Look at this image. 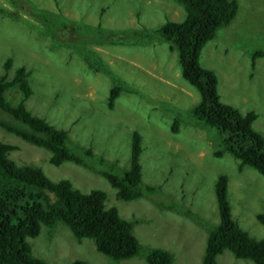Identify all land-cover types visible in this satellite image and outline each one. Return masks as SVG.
<instances>
[{
    "label": "rangeland",
    "instance_id": "1",
    "mask_svg": "<svg viewBox=\"0 0 264 264\" xmlns=\"http://www.w3.org/2000/svg\"><path fill=\"white\" fill-rule=\"evenodd\" d=\"M237 2L236 16L203 47L200 63L215 72L220 100L243 114L255 111L252 126L264 135V0ZM30 4L73 20L76 28L39 22L30 14ZM182 17V8L172 0H18L16 5L0 0V75L7 57L13 59L9 75L20 65L31 70L34 92L25 102L27 108L66 129L75 150L91 147L93 167L115 173L129 167L131 133L139 131L142 183L157 187L139 199L118 200L99 173L71 162L54 166L48 151L0 128V141L17 146L9 154L17 163L39 166L52 180L69 179L82 192L101 189L106 207H116L125 219H137L133 233L141 249L119 261L96 251L91 239H75L61 222L51 230L43 227L28 241L32 253L49 264H72L74 259L147 264L146 251L154 247L170 251L171 264H200L208 229L218 222L214 182L219 174L228 177L232 217L251 236L264 239V224L256 219L264 211V176L249 166L240 167L227 152L215 154L221 135L191 117L189 110L199 97L181 78L176 52L160 38L146 39L140 35L143 31H130ZM85 24L100 26L104 36L80 32L87 29ZM88 49L98 53L109 72L89 66ZM111 73L124 86L109 109ZM9 92L6 98L15 102L18 93L12 98ZM175 108L184 111L178 114L176 133L170 129ZM216 262L254 264L228 250Z\"/></svg>",
    "mask_w": 264,
    "mask_h": 264
},
{
    "label": "trees",
    "instance_id": "2",
    "mask_svg": "<svg viewBox=\"0 0 264 264\" xmlns=\"http://www.w3.org/2000/svg\"><path fill=\"white\" fill-rule=\"evenodd\" d=\"M9 1L16 5L18 0ZM172 1L183 10L180 20L167 19L149 30L130 31L135 34L143 31L140 35L146 39L160 38L168 43L170 51L176 52L181 78L196 90L199 97L189 110L191 117L197 124L214 128L221 135L215 154L220 156L227 152L239 161L240 167L249 166L264 176V135L252 126L257 113L249 110L243 114L234 106L222 102L215 72L200 63L203 47L215 37L220 27L228 25L236 16L237 0ZM29 6L30 14L45 25L52 23V27L65 29L71 25L76 28L74 21L67 17L32 4ZM47 27L45 30H52ZM83 27L87 29L82 28L80 32L87 30L91 34L97 33L98 37L104 36L105 30L98 25L85 24ZM88 51L90 55L85 57L90 67L110 71L98 53ZM12 66V57H7L3 63L4 73L0 75L1 129L48 151V161L54 166L71 162L99 173L115 190L118 200L132 201L156 191L157 187L142 183L140 154L143 148L139 131L131 133L129 167L126 170L115 173L93 167L91 147L75 150L69 145L66 129L55 127L27 108L25 102L34 92L31 70L26 65H20L9 75ZM111 75L113 85L106 101L109 109L124 86L119 77ZM9 90L12 98L18 93L15 102L6 98ZM176 110L178 112L170 127L174 133L178 131L180 122L178 114L184 113L183 110ZM16 149V145L0 141V264H49L32 253L28 239L38 236L43 227L53 229L57 222L66 225L75 239H91L96 251L114 261L129 259L139 253L141 245L133 233L137 219H125L116 207H106L103 190L82 192L69 179L52 180L41 167L14 161L9 154ZM100 161L103 162V159L100 158ZM214 196L218 222L208 229L200 264H217L216 257L224 250L230 251L237 259L264 264V239L251 236L231 215L226 174L217 176ZM256 219L264 224V211L258 213ZM172 260L173 254L163 248H149L145 254L147 264H171ZM72 264L90 263L74 259Z\"/></svg>",
    "mask_w": 264,
    "mask_h": 264
}]
</instances>
